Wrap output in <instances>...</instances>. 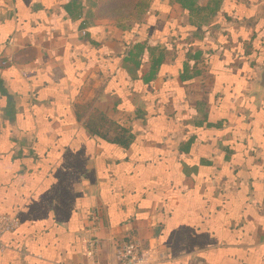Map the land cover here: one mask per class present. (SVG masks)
Here are the masks:
<instances>
[{
	"label": "crops",
	"instance_id": "1",
	"mask_svg": "<svg viewBox=\"0 0 264 264\" xmlns=\"http://www.w3.org/2000/svg\"><path fill=\"white\" fill-rule=\"evenodd\" d=\"M191 8L0 0V264H264V0Z\"/></svg>",
	"mask_w": 264,
	"mask_h": 264
},
{
	"label": "built area",
	"instance_id": "2",
	"mask_svg": "<svg viewBox=\"0 0 264 264\" xmlns=\"http://www.w3.org/2000/svg\"><path fill=\"white\" fill-rule=\"evenodd\" d=\"M18 221L13 217H0V235L9 233L18 228ZM95 250V243H89V255L92 256ZM118 264H144L141 253V244L136 238L128 237L120 243L116 251Z\"/></svg>",
	"mask_w": 264,
	"mask_h": 264
},
{
	"label": "trees",
	"instance_id": "3",
	"mask_svg": "<svg viewBox=\"0 0 264 264\" xmlns=\"http://www.w3.org/2000/svg\"><path fill=\"white\" fill-rule=\"evenodd\" d=\"M192 1L193 0H176L177 3H179L182 8L184 10H191V6H192ZM155 73V71L153 72ZM104 121V118H100L99 122ZM98 121L96 119H91V121H89V124L87 123V127L89 128V130L91 131V133L98 135L101 138H105V136H103V134H101L98 130H97V124ZM134 140V136L133 134H129L127 135L125 132L121 134V136L116 137L112 143L118 144L120 146H122L123 148H127L131 142Z\"/></svg>",
	"mask_w": 264,
	"mask_h": 264
},
{
	"label": "water",
	"instance_id": "4",
	"mask_svg": "<svg viewBox=\"0 0 264 264\" xmlns=\"http://www.w3.org/2000/svg\"><path fill=\"white\" fill-rule=\"evenodd\" d=\"M261 87H264V71L261 73Z\"/></svg>",
	"mask_w": 264,
	"mask_h": 264
}]
</instances>
